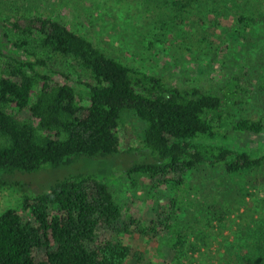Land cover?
<instances>
[{
    "label": "trees",
    "instance_id": "1",
    "mask_svg": "<svg viewBox=\"0 0 264 264\" xmlns=\"http://www.w3.org/2000/svg\"><path fill=\"white\" fill-rule=\"evenodd\" d=\"M139 1L149 2H125ZM153 1L167 10L163 16L173 28L194 23L203 28L204 9L210 1L217 5V0ZM246 15H238L234 35L258 33L264 26V14ZM189 38L185 35L187 51L204 49L203 42ZM54 59L79 69L83 81L70 82L66 72L51 66ZM240 71L210 87L180 86L123 64L59 21L0 14V191L10 187L5 174L128 153L131 149L121 151L118 135L125 110L147 124L144 144L133 153L137 164L124 166L126 174L185 190V200L182 191L146 228L126 216L107 183L91 175L68 177L42 194L25 196L23 215L19 209L0 214V264H141L146 255L126 240L148 237L159 227L166 232L165 247L158 248L164 264H206L197 255L209 251L211 240L196 214L223 222L246 210L250 189H264V152L252 153L238 140L263 131L261 121L248 118L246 105L252 99L249 71L264 67L250 64ZM184 210L185 218L175 216ZM254 222L250 243L240 247L246 253L229 264H264V218Z\"/></svg>",
    "mask_w": 264,
    "mask_h": 264
},
{
    "label": "rangeland",
    "instance_id": "2",
    "mask_svg": "<svg viewBox=\"0 0 264 264\" xmlns=\"http://www.w3.org/2000/svg\"><path fill=\"white\" fill-rule=\"evenodd\" d=\"M125 1L120 0V4L116 0H0V14L5 17L41 15L59 21L89 38L97 48L123 64L180 86L210 87L211 84L222 83L231 74H241L240 69L250 67V64L260 69L264 67V26L260 27L258 33L248 29L245 35L240 33L236 36L233 31L237 29L235 22L240 13L246 16L264 14V3L256 0H217L215 5L210 1L203 11L206 22L203 28L200 23L173 28V21L163 16L167 10L162 11L155 1H139L134 6ZM128 19L133 26H128ZM185 35L191 36V42H203L204 49L187 51L191 46L185 43ZM254 41H258V44H253ZM29 51L36 53L33 47ZM19 55L22 58L26 56ZM50 64L66 72L70 82L83 81L80 70L69 65L68 61L54 59ZM203 66L206 73L201 69ZM250 72L252 77L247 81L248 97L252 99H246L249 101L246 110L248 118L261 121L263 131L260 136L240 135L238 140L241 145H247L252 153L260 154L264 152V90L260 91L259 88L264 83V71ZM76 86L78 89L82 87ZM146 129L147 124L138 119L133 111L125 110L120 119L118 135L121 151L131 149L128 153L123 155L121 152L105 159L81 157L57 169L46 166L36 172L3 175L10 187L0 191V214L19 209L18 212L23 215L20 204L25 196L42 194L57 182L83 174L107 183L126 216L142 220L148 228L161 213L159 208L179 198L183 190L174 188L172 183L160 184L159 187L150 182L148 176L126 174L124 166L137 164L133 153L137 147H142V136ZM182 196L185 200V193ZM247 203L246 210L240 213L234 211L223 222L212 221L205 214H196L202 225L208 227L206 234L211 240L209 251H202L198 258L202 257L206 264H229L230 259L236 261L238 255L246 253L247 248L242 251L240 247L250 243L252 231L249 227L255 224V220L264 218L263 187L250 189ZM183 212L175 216L185 218V210ZM243 215L244 219L250 221L249 224L244 221ZM165 234L163 228L159 227L148 237L137 238L134 235L125 240L146 255L141 264H164L158 248L165 247L161 242Z\"/></svg>",
    "mask_w": 264,
    "mask_h": 264
}]
</instances>
